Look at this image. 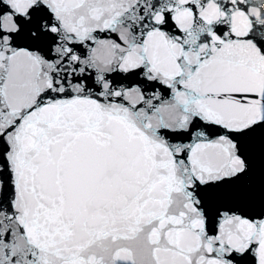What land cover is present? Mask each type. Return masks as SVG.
I'll return each instance as SVG.
<instances>
[{"label":"snow or ice","instance_id":"1","mask_svg":"<svg viewBox=\"0 0 264 264\" xmlns=\"http://www.w3.org/2000/svg\"><path fill=\"white\" fill-rule=\"evenodd\" d=\"M0 264H264V0H0Z\"/></svg>","mask_w":264,"mask_h":264}]
</instances>
